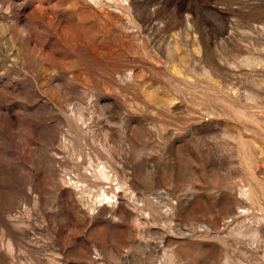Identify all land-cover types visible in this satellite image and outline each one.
Masks as SVG:
<instances>
[{
	"label": "rangeland",
	"instance_id": "1",
	"mask_svg": "<svg viewBox=\"0 0 264 264\" xmlns=\"http://www.w3.org/2000/svg\"><path fill=\"white\" fill-rule=\"evenodd\" d=\"M0 264H264V0H0Z\"/></svg>",
	"mask_w": 264,
	"mask_h": 264
},
{
	"label": "bare ground",
	"instance_id": "2",
	"mask_svg": "<svg viewBox=\"0 0 264 264\" xmlns=\"http://www.w3.org/2000/svg\"><path fill=\"white\" fill-rule=\"evenodd\" d=\"M98 170V169H97ZM100 176L106 178V175H104V172H100ZM104 197H107L106 194H103ZM110 198V197H108Z\"/></svg>",
	"mask_w": 264,
	"mask_h": 264
}]
</instances>
